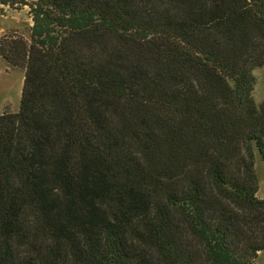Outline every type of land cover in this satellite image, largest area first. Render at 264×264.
<instances>
[{"label": "trees", "instance_id": "obj_1", "mask_svg": "<svg viewBox=\"0 0 264 264\" xmlns=\"http://www.w3.org/2000/svg\"><path fill=\"white\" fill-rule=\"evenodd\" d=\"M1 4L10 3L0 0ZM0 115V264H256L264 0H36Z\"/></svg>", "mask_w": 264, "mask_h": 264}, {"label": "rangeland", "instance_id": "obj_2", "mask_svg": "<svg viewBox=\"0 0 264 264\" xmlns=\"http://www.w3.org/2000/svg\"><path fill=\"white\" fill-rule=\"evenodd\" d=\"M8 4L0 3V45L6 42H29L31 15L28 5L36 0H9ZM255 84L252 98L256 105L264 102V65L252 71ZM24 79V68L8 64L0 55V115L4 112L17 113ZM255 173L258 180L256 196L264 199V166L255 154ZM256 264H264V252L256 259Z\"/></svg>", "mask_w": 264, "mask_h": 264}]
</instances>
